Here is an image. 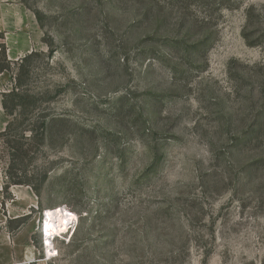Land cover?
Segmentation results:
<instances>
[{"label": "rangeland", "instance_id": "obj_1", "mask_svg": "<svg viewBox=\"0 0 264 264\" xmlns=\"http://www.w3.org/2000/svg\"><path fill=\"white\" fill-rule=\"evenodd\" d=\"M5 50L0 264H264V0H0Z\"/></svg>", "mask_w": 264, "mask_h": 264}, {"label": "bare ground", "instance_id": "obj_2", "mask_svg": "<svg viewBox=\"0 0 264 264\" xmlns=\"http://www.w3.org/2000/svg\"><path fill=\"white\" fill-rule=\"evenodd\" d=\"M44 226L47 229L46 235L43 233V241L45 244L53 241L52 237L56 234H62L65 231L71 230L74 227V220L67 218L61 219L53 210H47L45 215Z\"/></svg>", "mask_w": 264, "mask_h": 264}, {"label": "trees", "instance_id": "obj_3", "mask_svg": "<svg viewBox=\"0 0 264 264\" xmlns=\"http://www.w3.org/2000/svg\"><path fill=\"white\" fill-rule=\"evenodd\" d=\"M2 57L4 59H2ZM6 61H8V56H7V52L5 50V52L3 54L0 53V74L9 70L10 63L8 62V65L6 66V64H5ZM12 93H14V91H12L11 93L5 94L4 100H3V107L9 116H14L15 113L19 110L18 106H15V108H9V106L7 104V98L9 97V94H12ZM10 126H12V124Z\"/></svg>", "mask_w": 264, "mask_h": 264}, {"label": "clouds", "instance_id": "obj_4", "mask_svg": "<svg viewBox=\"0 0 264 264\" xmlns=\"http://www.w3.org/2000/svg\"><path fill=\"white\" fill-rule=\"evenodd\" d=\"M74 231L75 229H71V230L66 231L65 233H74ZM58 235L59 234L53 235L52 240H54L55 238H58Z\"/></svg>", "mask_w": 264, "mask_h": 264}, {"label": "built area", "instance_id": "obj_5", "mask_svg": "<svg viewBox=\"0 0 264 264\" xmlns=\"http://www.w3.org/2000/svg\"><path fill=\"white\" fill-rule=\"evenodd\" d=\"M42 233H44L45 235H46V233H47V229H46V227L44 226V228L42 227V229H41V234ZM48 253V252H47Z\"/></svg>", "mask_w": 264, "mask_h": 264}, {"label": "crops", "instance_id": "obj_6", "mask_svg": "<svg viewBox=\"0 0 264 264\" xmlns=\"http://www.w3.org/2000/svg\"><path fill=\"white\" fill-rule=\"evenodd\" d=\"M49 210V209H48Z\"/></svg>", "mask_w": 264, "mask_h": 264}]
</instances>
